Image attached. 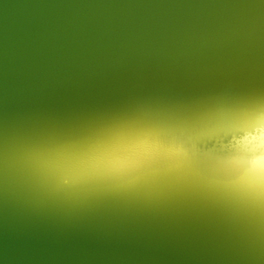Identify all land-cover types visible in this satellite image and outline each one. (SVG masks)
Here are the masks:
<instances>
[{
    "label": "bare ground",
    "instance_id": "bare-ground-1",
    "mask_svg": "<svg viewBox=\"0 0 264 264\" xmlns=\"http://www.w3.org/2000/svg\"><path fill=\"white\" fill-rule=\"evenodd\" d=\"M52 8L9 50L2 215L264 264V0Z\"/></svg>",
    "mask_w": 264,
    "mask_h": 264
},
{
    "label": "water",
    "instance_id": "water-1",
    "mask_svg": "<svg viewBox=\"0 0 264 264\" xmlns=\"http://www.w3.org/2000/svg\"><path fill=\"white\" fill-rule=\"evenodd\" d=\"M56 1L0 0V100L14 95L26 78L9 72V50L37 30ZM188 263L175 254L117 235L60 230L43 223L11 219L0 212V264Z\"/></svg>",
    "mask_w": 264,
    "mask_h": 264
},
{
    "label": "clouds",
    "instance_id": "clouds-1",
    "mask_svg": "<svg viewBox=\"0 0 264 264\" xmlns=\"http://www.w3.org/2000/svg\"><path fill=\"white\" fill-rule=\"evenodd\" d=\"M254 167L258 172L264 170V160H260V159L256 160L254 162Z\"/></svg>",
    "mask_w": 264,
    "mask_h": 264
}]
</instances>
